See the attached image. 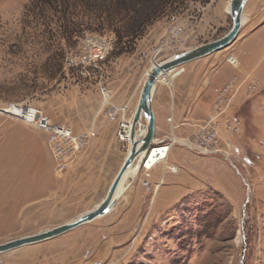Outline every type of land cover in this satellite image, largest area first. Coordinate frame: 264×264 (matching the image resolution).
I'll return each instance as SVG.
<instances>
[{"label":"rangeland","instance_id":"374dc122","mask_svg":"<svg viewBox=\"0 0 264 264\" xmlns=\"http://www.w3.org/2000/svg\"><path fill=\"white\" fill-rule=\"evenodd\" d=\"M85 1H74L63 13L53 3L41 8L33 0H0V109L11 104L33 107L52 122L71 127L73 110H104L99 84L111 77L119 80L124 71L119 60L130 55L137 60L142 56L135 53L137 44L175 17L204 11L210 24L215 12L223 11V28L197 37L200 44L231 25L226 11L230 0H181L144 21L132 39L125 24L137 17L132 8L138 0ZM256 2L253 6L264 12V0ZM102 3L105 7L99 10ZM65 18L77 25L68 37ZM110 18H123L117 24L123 41L134 43L131 49L115 42L111 24L116 23ZM103 41L109 47L104 59H84L88 43ZM181 48L172 45L170 53ZM165 54L157 52L155 61ZM229 54L236 57V66L228 63ZM211 55H218L224 75H230L231 81L216 87L229 86L226 112L240 122L232 132L220 125L219 143L228 158L198 154L175 143L172 147L184 152L174 164L176 173H163L162 165L155 176L153 169L147 175L137 170L131 182L139 209L127 212L132 199L119 196L105 216L2 252L0 264H264V22L240 29L230 45ZM150 56L130 78L144 79ZM46 135L0 110V243L73 219L80 207L91 205L88 198L105 194L114 175L92 178L98 183L93 188L85 179H69L67 169L55 170ZM226 140L232 144L228 148Z\"/></svg>","mask_w":264,"mask_h":264},{"label":"crops","instance_id":"0c3cea01","mask_svg":"<svg viewBox=\"0 0 264 264\" xmlns=\"http://www.w3.org/2000/svg\"><path fill=\"white\" fill-rule=\"evenodd\" d=\"M256 1L247 0L243 9L241 31L258 27L264 22V12L258 11L253 6V3H257ZM226 11H228V5ZM215 14L216 17L210 19L209 24L207 14L204 11H201L198 16L183 13L175 17L173 21H170L167 24L168 27H165L160 32L156 30V32L151 33V36H147L145 40L137 44L135 53H142V56L140 55L139 58H136L137 60H134L133 55L120 59L118 66H123L124 68L120 79L114 80L111 77L112 79L107 78L108 80H104L113 90L112 99L114 104L120 106L127 103L133 107L134 112L143 79L142 75L139 77L133 76V78H130V75L139 70L138 63H142L147 56H152L155 52L165 51V56L160 59L170 56L173 54L170 53L172 45L182 47L181 51L199 45L197 37H201L203 34L207 35L209 31L216 33L218 29L223 28L225 23L223 11L220 10L219 14L217 12ZM160 40L162 45H160ZM203 42H206V40ZM211 54L190 60L170 70L172 81L169 86L162 83L161 80H157L151 100L155 126L154 139L151 145H159L163 139L169 138L171 135L181 139L199 132L197 124L213 110L215 101L213 89L218 85L231 81L229 80L230 75L228 77L224 75V68L221 67L218 55ZM123 73L125 74L123 75ZM73 111L75 115L71 122V128L75 133L87 136V145L77 156L75 162L65 168L67 170L64 173L69 179L87 180L85 185L93 188L98 183L92 181V178L99 177L107 180L112 172H114L113 177L115 176L126 156L128 147L123 146L116 138L117 118L107 117L103 110ZM169 116L171 117L170 122L167 121ZM182 153H184L183 149L179 146L172 147L170 149L169 162L172 164L179 163ZM155 170L158 172H154ZM151 172L152 176L159 172L161 173L156 168ZM135 176L136 173L133 177L129 176V179L125 180L120 194V196L127 194L130 200L132 199L131 206L126 209L127 212L137 210L140 206L138 195L135 194L136 196L134 197L133 189L135 185L131 182ZM99 184L101 185L102 183ZM84 193V196L88 195L89 197V193ZM104 195L97 200H93L94 198L89 200L88 198L87 201L91 202V205L87 208L80 207V210L83 212L93 207ZM115 204L108 213L114 209Z\"/></svg>","mask_w":264,"mask_h":264},{"label":"built area","instance_id":"2783aa9c","mask_svg":"<svg viewBox=\"0 0 264 264\" xmlns=\"http://www.w3.org/2000/svg\"><path fill=\"white\" fill-rule=\"evenodd\" d=\"M109 47L108 44L103 43H88L87 50L84 51L88 56V60H102L105 58ZM157 52L150 56V62H154ZM82 56V57H83ZM83 61V60H82ZM227 61L233 66L237 65V59L233 54L227 56ZM174 69V68H173ZM172 70V69H170ZM170 70L162 73L158 80L169 86L172 81V73ZM229 86L215 87L213 89L215 101L211 113L197 124L199 132L192 136H186L181 139L175 138L171 135L165 138L159 145H151L147 151L143 162L140 166L141 170L147 175L148 171L156 168L159 165L163 166V173H176L177 167L174 164L168 163V155L172 145L181 143L188 149L202 155L222 154L228 158L226 147L219 143L222 129L226 131H235L239 128L240 122L227 115L226 110L230 104L231 95L227 92ZM101 105L104 108V113L109 118H117V127L115 135L117 140L128 147L130 144V130L133 111H128L127 103L120 106L112 102L113 90L106 84L102 83L98 86ZM15 106L18 113L5 110L7 114L14 115L21 118L24 122L31 126L46 132V141L50 150L54 168L56 171H62L70 166L80 154V152L87 145V136L85 134L75 133L70 126L61 123L52 122L48 116L33 107L11 104L10 107ZM167 121H171V117H167ZM227 148L231 146V141H225ZM222 146V147H221ZM143 184L148 185V180H143Z\"/></svg>","mask_w":264,"mask_h":264},{"label":"water","instance_id":"95a60500","mask_svg":"<svg viewBox=\"0 0 264 264\" xmlns=\"http://www.w3.org/2000/svg\"><path fill=\"white\" fill-rule=\"evenodd\" d=\"M246 2L247 0L229 1L227 12L231 18V25L218 38L201 43L187 50L175 52L168 57L154 61L148 67L141 85L135 111L132 115L130 144L127 148L126 156L110 182L104 197L93 207L79 213L67 222L0 243V253L55 237L73 227L101 217L113 208L120 196L117 194V190L121 188L120 191L122 192L124 182L129 177H124L126 171L130 167L139 170L153 142L155 126L151 100L159 76L167 70L173 69L185 62L213 53L230 45L243 24V9ZM3 112L6 111L3 110Z\"/></svg>","mask_w":264,"mask_h":264},{"label":"trees","instance_id":"16d2710c","mask_svg":"<svg viewBox=\"0 0 264 264\" xmlns=\"http://www.w3.org/2000/svg\"><path fill=\"white\" fill-rule=\"evenodd\" d=\"M34 3L36 5H40L41 8H43L46 3H53V5H55V9H58L57 7H60L61 12L66 13L72 6L73 2L76 1L78 3V0H33ZM85 1V0H83ZM59 2L61 3V5L59 6ZM85 4H87V2H84ZM138 5L133 9V13H137V17H133L130 18V20L128 21L126 25V27L130 28V31L132 32L131 35L132 39H134L135 37H137V35H139L140 28L142 27L144 23V21L147 20H151L153 17H155L158 13H160L161 11L164 10V8L168 5L173 4V6L171 8H174V5H178L181 3V0H138ZM44 5V6H43ZM120 5V4H119ZM128 5V4H127ZM105 6L104 4H100L98 6V9L101 10L103 9ZM129 7V6H128ZM126 7V8H128ZM141 16V17H140ZM68 18H65L64 22H65V26H64V31L66 32V37L70 36L73 32H75V28H73L74 26H77L75 24V22H73L72 20H69ZM110 21L115 22L116 24H111V26L113 28V31L115 33V42L117 44L120 45V48L124 49H128V47H130L131 45H133L134 43L130 40H126L123 41V39H125L124 35H121V32L119 30L118 27V22L123 21V18H118V19H112L110 18ZM77 28V27H76ZM81 30V29H79ZM122 45V46H121ZM131 49V47H130ZM121 52V50H119Z\"/></svg>","mask_w":264,"mask_h":264},{"label":"bare ground","instance_id":"6f19581e","mask_svg":"<svg viewBox=\"0 0 264 264\" xmlns=\"http://www.w3.org/2000/svg\"><path fill=\"white\" fill-rule=\"evenodd\" d=\"M5 109L6 110H9V111H13V112H15V113H18V109L15 107V106H12V107H5ZM5 109H0V110H5ZM135 111V110H134ZM136 171H137V169H135V168H132V167H130L127 171H126V173H125V175H124V177L125 176H130V177H133L134 175H135V173H136ZM123 177V178H124ZM129 179V178H128ZM120 189L121 188H119L118 190H117V194H119L120 195ZM119 200V199H118Z\"/></svg>","mask_w":264,"mask_h":264}]
</instances>
